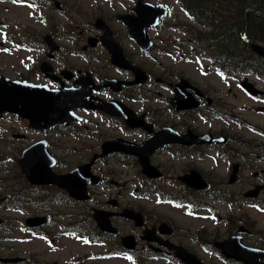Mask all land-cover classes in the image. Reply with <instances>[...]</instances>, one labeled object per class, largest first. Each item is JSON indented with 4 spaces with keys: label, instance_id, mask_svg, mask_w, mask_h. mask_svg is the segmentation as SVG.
<instances>
[{
    "label": "flooded vegetation",
    "instance_id": "obj_1",
    "mask_svg": "<svg viewBox=\"0 0 264 264\" xmlns=\"http://www.w3.org/2000/svg\"><path fill=\"white\" fill-rule=\"evenodd\" d=\"M131 9L130 12H125L124 14L131 16ZM117 15L114 16V20L103 16L99 17L106 22L112 38L120 46L125 62H128L132 67L127 65V63L123 64L122 62V66H118L112 62L110 51L101 41L102 30L98 31L94 27L97 33L86 38V41L93 39L90 41L89 48H84L85 46H83L81 51L68 53L70 56L81 53L86 57L84 64L87 67L79 68L73 62L68 63L63 61L62 58H60L61 60L58 59L59 55H63L62 47L59 46L58 50L51 54L41 39L40 45L45 46L46 49L42 58L38 59L32 66L23 64V69L27 68L26 73L15 79L36 85H44L50 89L82 87L88 91L89 96L94 98L92 101L94 105H100L103 102H114L119 107L125 106L129 110V114L135 118L137 127L129 128L125 126L121 118H110L100 110H78V113L97 115L100 119L113 121L116 124L113 127L122 135L107 138L106 140L122 138L134 143H141L146 139L148 133L153 136L167 130L170 141L152 154L150 161L152 165L163 173L162 179L156 182L166 181V171H176L177 175L174 176L172 181L181 190L179 192H160L162 195L159 199L170 201L182 195L187 198V202L200 198L218 203L241 202L243 207L259 209L258 205L264 203V167L256 171L252 163H264V157H261L264 154V142L260 143L255 139H249L245 142L248 146V151L245 152L243 149H238L237 145L240 143L237 137H233L224 131H216L212 127L208 128L210 121L224 117L222 108L225 104H223L222 99V88L218 85L203 83L204 78L209 76V73L207 74L205 70L199 71V78L197 79L184 74L185 71L173 72L171 67H166L165 72L161 71L160 74H156L153 67L144 62L143 59L155 61L151 57L159 48L154 44V48L150 53H144L136 46L123 22L117 19ZM172 15L173 13L169 11L167 18L172 17ZM175 16L173 17L176 21L177 18ZM162 21L152 31H162L164 27ZM121 28L128 35H121ZM168 28H171V25ZM187 30L181 31L189 34V38H186L185 42L192 44V54L194 56H200L201 54L204 58L210 59V64L216 65L212 58H215L214 56L220 53H212L206 45V39H214L212 36L213 26L206 21L199 24L194 22ZM245 32L248 34L247 29ZM167 38L165 41L168 44L165 48L166 51L164 48L161 49H163L162 52L170 55L174 52H168L172 42L169 37ZM198 38L199 44L196 42ZM231 39L235 40L236 36L234 35ZM92 43L95 45L93 46ZM98 47L104 49V58L101 61L96 57V53L93 52ZM236 53L237 46L234 47L232 55ZM43 62H48L45 68L42 67ZM133 67L142 69L144 77L137 79L136 73L138 71L133 69ZM231 69L229 67L223 69L210 68V70L217 71L220 74L236 72V76L239 77L240 70L236 68L235 71H230ZM263 72L264 69L259 70L260 74H257V76L260 77ZM248 73H251V70ZM164 74H168V76L166 77ZM253 76L255 75L253 74ZM262 78L264 79V77ZM242 79L250 81L248 76H244ZM107 81L121 82V84L114 83L111 85L112 88L109 84L107 87L99 89V86ZM236 82L239 83V79ZM255 86L259 88L257 85ZM87 98L88 96H86ZM254 101L264 104V97H257ZM15 120L18 122L22 121L23 124L16 127L14 121L10 123V141L27 143L23 149L29 148L39 140H46L52 152L55 145L53 144L54 141L50 139L51 133L55 130L65 129L60 126L57 129L38 133L31 131L26 121L18 117H15ZM87 123L93 125L92 122L87 121ZM83 127L85 129L88 128V126ZM73 128L72 126L66 131H71ZM251 128L252 133L255 132L254 134H259L261 131V129L254 126H251ZM26 129L36 135V139L30 141V135L25 133ZM207 133L215 137H226L227 144L206 145L201 143L200 138ZM260 134L264 137V132ZM175 136L180 140L179 142H173V137ZM101 143L90 150L89 160L87 161H90L93 155L100 152ZM251 155H256L255 159L251 160L249 158ZM110 156L97 158L94 162L93 170L97 169L94 172L100 176V182L98 186L87 188V192L90 195V201L88 202L79 203L73 200L65 188L54 185L32 186L23 176L25 187L21 192L16 193V197L28 200L29 202L26 205H30L34 201H40L39 197L46 201L45 203L40 201L45 211L53 205L70 206L79 209L81 214L78 216L89 221L92 218L94 209L114 214L110 219L113 226L112 233L99 232L100 235L97 236L99 240L104 239V242L108 245H113V251L108 252L103 257H108L109 255L120 256L123 261L129 258L135 264H144L146 261H161L165 264H196L190 255H188L189 261L182 263L179 258V254L182 252L181 254H192L201 264H245L247 263L246 261H248L247 264H264V258L256 259V255H263L262 251H264V217L262 218L261 227L251 217V214L246 211L224 213L216 211L210 212L206 216L200 213H189L187 216L191 221L202 222L201 226L192 228H180L173 223L159 219L150 222L152 217L146 214L142 208L132 207L124 201L126 196L125 185L119 180L105 179L107 172L101 168L98 169V165L106 163L111 158ZM55 157L57 165L53 170L54 173L57 175L68 173L69 171L63 172L61 170V158L56 155ZM207 160L212 163L213 167L206 171ZM135 162L137 163L138 161ZM222 164L225 166V171L220 174L218 167ZM233 165H237V174L235 182L230 185L228 180ZM77 167L78 165L75 166V168ZM192 171L197 172L207 183L208 187L205 190L188 188L186 183L180 181L182 176L188 175ZM247 171H249L248 177L245 175ZM141 182L146 185H153L154 183L144 179H141ZM238 186L242 188L237 189ZM141 187V189H136L134 193L143 197L144 186L142 185ZM257 187L259 191L255 196H245L246 193ZM16 197H13V199ZM6 202V209L10 211V188ZM125 208L139 210L144 216V226L137 228L132 222L120 217L119 214ZM86 209L87 211H84ZM260 214H264V211L260 212ZM73 216L71 214V217ZM162 222L166 223L168 227H162ZM123 224L131 225L129 232L122 229ZM48 225L49 221L47 220L45 226L37 230L41 231ZM8 228L10 232V223H8ZM126 236H132L136 244L132 250H127L123 244V238ZM8 240L10 244V237ZM228 245L230 247L228 252L232 251L230 254H235V258H228L222 252L220 247ZM7 258L10 260V248Z\"/></svg>",
    "mask_w": 264,
    "mask_h": 264
},
{
    "label": "rangeland",
    "instance_id": "obj_2",
    "mask_svg": "<svg viewBox=\"0 0 264 264\" xmlns=\"http://www.w3.org/2000/svg\"><path fill=\"white\" fill-rule=\"evenodd\" d=\"M0 0V74L9 78H18L27 71L23 69V64L32 66L38 59L42 58L45 46H41V39L44 35L49 34L62 47V58L65 62H73L79 68L87 67L84 64L86 57L81 53L68 55L72 51H81L86 45L87 36L95 35L97 32L93 28L94 20L103 16L107 19L114 20L116 14L130 12L134 6L135 0ZM156 3H166L173 13L172 17L163 21L162 31H149L152 40L159 50L155 51L153 57L155 61L143 59L144 62L151 65L156 74L166 71V67H171L173 72L199 78V71L205 70L209 76L204 78L203 83L209 85H218L222 88L223 110L222 113L229 118L222 120H212L208 123V128L216 131H224L227 134L237 137L240 144L237 145L239 150L248 151L247 142L249 139H255L260 143L264 142V137L260 134L264 132V114H257L254 109L264 104L253 101L243 93L239 87L237 79L241 80L248 76L250 81L255 83L260 89L264 90V79L262 77H253L246 71H240L239 77L236 72L231 74H220L217 71L210 70L212 66L208 58L194 56L193 46L185 42L189 38L187 28L189 29L192 22L181 12L174 0H144ZM58 3L59 8L55 6ZM174 15L177 20H174ZM171 25V28L168 26ZM174 27V28H173ZM176 27H179L178 29ZM187 30V33L181 31ZM121 35H128L121 28ZM169 37L171 47L166 54L162 52L167 47L165 42ZM169 39V40H170ZM133 43V41H132ZM104 49L101 47L93 50L96 57L104 58ZM166 51V50H165ZM200 52V51H198ZM61 60V59H60ZM166 77L168 74H164ZM231 90L230 92H228ZM88 122V128L83 125H75L71 131L55 130L51 133L53 147L52 153L61 158V170L67 172L77 165L82 164L89 157L92 148L99 146L107 138L121 136L115 127L109 121L100 119L97 115L82 114ZM252 125L261 129L259 134H254L247 128ZM14 121L18 127L23 124L18 122L15 117L6 115L0 120V168L6 164L9 172H0V199H7L8 191L13 190L21 192L24 189V181L18 175L19 170L14 166L16 160L20 157V151L24 148L21 141H10L11 122ZM32 140L36 135L27 131ZM144 138V137H143ZM256 155H251V160ZM264 157V154L261 155ZM133 158L113 156L106 163L98 165L107 173L108 179L119 180L125 185L126 196L125 202L132 207L142 208L146 214L153 220H162L173 223L180 228H192L201 226L202 222L191 221L188 218L189 208H177L171 204L161 202L159 199L160 192L180 191L173 183L176 171H166L165 182H154L153 185H146L141 182V174L138 172L139 167L134 163ZM254 170L259 171L264 167V163H252ZM14 166V167H13ZM213 167L212 163L207 160L205 165L206 171ZM97 169H94L96 171ZM225 166L222 164L218 167V172L223 174ZM101 172V170H100ZM246 177L249 171L246 172ZM144 186V192H151L148 198H139L133 196L136 189ZM238 186L237 189H241ZM204 206H198L197 213L203 216L209 215L210 212H231L246 211L251 214L255 222L261 227L264 214L256 208L237 207L234 203H218L209 199L196 198ZM18 207L11 208L10 211L5 209L0 213V218L4 220V225L0 226V258L8 257L10 248V258L21 257L24 259L22 264H135L129 258L123 261L120 256L103 257L108 252L113 251V245L106 242L93 244L85 234L93 233L95 228L93 223L87 224L78 215L81 214L79 209L70 206L53 205L47 211L35 209L33 206L26 205L29 201L18 199ZM23 203L25 205L23 206ZM22 204V205H21ZM84 211H87L84 210ZM73 214L72 218H65L64 215ZM31 216H46L49 218V225L39 233H30L24 229V220ZM10 221V222H9ZM10 223V232L8 228ZM68 224L78 230L77 233L63 234L62 226ZM80 226V227H77ZM126 232H129L131 225L123 224ZM261 230V229H259ZM262 231V230H261ZM10 237V244H9ZM144 264H165L161 261L145 262Z\"/></svg>",
    "mask_w": 264,
    "mask_h": 264
},
{
    "label": "water",
    "instance_id": "obj_3",
    "mask_svg": "<svg viewBox=\"0 0 264 264\" xmlns=\"http://www.w3.org/2000/svg\"><path fill=\"white\" fill-rule=\"evenodd\" d=\"M165 8L166 6L164 4L154 6L150 3L142 2V0H137L136 7L133 9L137 13V17L122 15L118 16V18L124 22L126 28L128 29L129 33L133 36L137 44L143 50L150 51V49L152 48V43L146 31V28L150 26H155V24L157 23L156 20L160 16L164 15L162 9ZM249 12L264 15V13L258 12L256 10L252 11L251 9H246L244 17ZM94 25L96 26V28L104 30V34L101 39L103 44H105V46L111 53L112 62L118 66H122V62H124V59L121 54V50L118 44L114 42L109 28L104 24V21L100 18L95 21ZM44 41L49 46L51 52L57 49L56 44L50 36H45ZM248 44L250 45V48L254 53L264 59V46H261L259 44H252L249 42ZM136 69L138 71L136 74V78H143V71L138 68ZM112 83L115 82H109V84ZM241 86L249 94H252L254 96L259 93L258 90H256L254 86L248 83L247 81H244ZM86 95L87 93L86 91H84V88H63L57 90H50L46 86H38L26 82H19L0 75V118L3 117V114H14L22 119L27 120L31 128L39 129L42 131H45L47 127H55L62 123H65L67 126H69L70 124L76 121H82V119L78 118V116L74 114V109H93V107H91L89 104L90 100H85ZM112 109L113 108L109 104V106H106L101 110H104L111 116L122 117L127 126L129 127L137 126L135 125V121L133 120L132 116H130L126 112L122 111L121 113L120 111H115ZM167 139L168 136L164 132L160 133L156 137L148 139L143 145L140 146L130 144L128 142H122L121 140L116 139L111 142H105L102 145L103 152L101 156L116 152L131 156H137L142 168V173L150 179H157L161 177V174L155 167L150 164L149 157L155 150L160 148L159 146H162L167 143ZM221 139L222 138L215 139V141L218 142ZM158 140L160 143H156ZM174 140L176 141L177 139L175 138ZM201 140L206 143H211L213 139L210 135H205L204 137H201ZM40 157L43 159L38 162ZM49 157L51 156L46 150L45 143L39 142L38 144L23 151L21 158L18 160V164L20 166L21 171L24 173V175L27 177L28 181L31 184L39 185L57 182L56 184H58L62 188H65L70 193V196L74 199L78 201L88 200L89 197L86 193V186L97 184L98 181V177L90 173L91 163L88 165L81 166L65 176H55L51 172L53 164L49 165L46 168L47 162L44 158ZM194 174H196V172H192L191 175ZM191 175L187 176V178L182 177L181 179H191ZM232 182L233 180L231 179L230 183ZM190 184L192 187L196 186L195 188H204L205 186L204 184V186L197 185L194 179H191ZM109 215L108 213H104L99 210L94 211L93 218L97 222L99 228L104 232L110 231L111 226L108 220ZM121 217L133 221L136 227H141L143 225L142 215L133 210L125 209L121 213ZM41 221L43 222L44 219H28L26 221V224L28 226H37L42 223ZM165 225L166 224H163V226ZM125 240L124 243L126 244V248L132 249L134 247L132 237H126ZM230 253H228L226 250L224 251V254L227 257L235 258V254ZM262 253L263 255H256V259L264 258V252ZM180 258L184 262H187L186 256L180 255ZM16 261L17 260H14V262ZM246 262L248 263V261Z\"/></svg>",
    "mask_w": 264,
    "mask_h": 264
},
{
    "label": "trees",
    "instance_id": "obj_4",
    "mask_svg": "<svg viewBox=\"0 0 264 264\" xmlns=\"http://www.w3.org/2000/svg\"><path fill=\"white\" fill-rule=\"evenodd\" d=\"M176 1L183 10L187 11L189 15L193 16L197 21L207 20L212 24V36L214 39H206V42L216 50L215 52L220 53L215 56L213 60L218 64V67L221 69L232 67L237 58L240 59L238 62L250 59L251 57L258 59V56H256L248 45L239 38V32L243 28V14L245 9L251 8L264 12V0ZM246 21L249 39L252 42L258 41L264 44V16L250 13L246 16ZM234 35L236 39L232 40L231 38ZM234 44L237 46L238 54L232 55ZM259 67L264 66L261 65Z\"/></svg>",
    "mask_w": 264,
    "mask_h": 264
}]
</instances>
